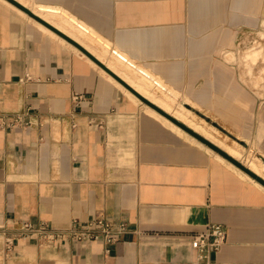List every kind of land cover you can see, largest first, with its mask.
Segmentation results:
<instances>
[{
    "label": "crops",
    "instance_id": "0c3cea01",
    "mask_svg": "<svg viewBox=\"0 0 264 264\" xmlns=\"http://www.w3.org/2000/svg\"><path fill=\"white\" fill-rule=\"evenodd\" d=\"M17 1L87 26L210 112L261 168L158 120L73 43L0 0V264H196L194 236L211 223L227 229L211 264H264V97L229 58L262 25L264 0ZM104 216L129 231L109 244L24 235L27 221L65 230Z\"/></svg>",
    "mask_w": 264,
    "mask_h": 264
},
{
    "label": "bare ground",
    "instance_id": "6f19581e",
    "mask_svg": "<svg viewBox=\"0 0 264 264\" xmlns=\"http://www.w3.org/2000/svg\"><path fill=\"white\" fill-rule=\"evenodd\" d=\"M33 9L36 12V14H38L40 17L44 18L45 20H47L48 22H50L54 26H56V25L59 26V28L64 30L68 35H70L75 40H77L82 45H84L95 56L100 58L101 61H104L109 68H112L114 72H117L118 74H120V77L122 76L128 84H130L133 88H135L138 92H140L145 97L150 98L151 100L155 99V100L159 101L160 103H162L163 106H166L167 108L173 107L175 105V102H177V99H178L177 92L172 91V90L167 91L168 87L166 88L163 85L161 80L154 78L152 76V74L148 71L145 74L138 73L133 67H131L128 63L125 62L126 60L124 61V58H122L119 54L113 52V50L110 47V44L108 42H107V44L104 43L103 39L100 36L95 34L94 31L90 30L84 24H82L78 21H74L70 17L56 13V8H50V7H45V6H38V7L36 6ZM44 26H46V25H44ZM46 27L49 28L48 26H46ZM50 30H52V29H50ZM54 33H56V32H54ZM99 46H101L102 49ZM254 54L255 55H253V56L256 59V57L260 53L255 52ZM122 56H124V55H122ZM148 74H150L153 78L149 77ZM114 78H116V77H114ZM119 82H117L119 84V86H121L124 90H126V92L133 99H135L137 101L140 99V97L138 95H136L132 90H130L126 85H124L122 82H120L121 83L120 84ZM156 88H160V90H162L163 94L162 95L157 94V91H155ZM176 113H177L176 116L179 120L183 121L188 126L193 128L194 130H196L200 134L204 135L206 138H208L212 142H214V143L218 142L216 144H219V146L225 148L230 154H232L236 157L243 156L244 152L241 150L240 147L229 146V145L225 144L223 141L218 140L216 138V136H214L213 133H211L212 129L206 128L204 125H202L200 122H198L195 119V117L191 116L192 112L190 109H188V110L179 109L178 112H176ZM210 128H212V127H210ZM245 161L249 164V166H251L255 169L261 168L260 164L256 161V159L252 158L251 156L246 157Z\"/></svg>",
    "mask_w": 264,
    "mask_h": 264
},
{
    "label": "rangeland",
    "instance_id": "374dc122",
    "mask_svg": "<svg viewBox=\"0 0 264 264\" xmlns=\"http://www.w3.org/2000/svg\"><path fill=\"white\" fill-rule=\"evenodd\" d=\"M23 1L27 2V0H23ZM261 24L262 25L259 26V28L257 30H252V31H249L247 33L245 32V34H243L239 38L238 45L235 49V52H233L232 55L229 56V58H231L232 61L236 64V66L240 69V71L242 72V74L244 76V79L248 82V84H250V86L253 87L254 90H257L262 97H264V18H263V22ZM53 31L56 32L55 30H53ZM54 34H55L54 36H56V33H54ZM99 47L101 48V46H99ZM255 52L260 53L256 57V59L253 56V55H255L254 54ZM104 74H106L107 76L110 77V75L108 73H104ZM162 83L166 88L168 87L166 84H164L163 81H162ZM170 90H171V88L168 87L167 91H170ZM155 91H157V94H159V95L163 94L162 90H160V88H156ZM177 94H178L177 102H175V105L173 107H170V108L163 106L162 103L155 100L154 98H153L154 100H151L150 98H148L152 102V104L147 103L142 98H140L138 100V102L143 103L146 110L150 114L155 116L158 120H160L166 124H170L171 126H173L174 128H176L180 131L184 130L183 132H188V131L185 130L180 125H178L173 120V117L178 119L176 116L177 115L176 112H178L179 109H185V110L190 109L192 112L191 116L195 117V119L198 122H200L202 125H204L206 128L212 129L211 133H213V135L216 136V138L218 140L223 141L225 144H227L229 146L240 147L241 150L244 152L243 156L239 157L241 160L245 161L246 157H249V156L252 157V154L250 152L246 153V150L243 149V146L241 145L240 142H237L232 137H229L226 134V132L223 131L218 126V124L215 122L217 120H215L213 118V116L210 112L205 111V110H199L196 107L197 106L196 103L190 101L188 98L183 97L179 93H177ZM210 127H212V128H210ZM188 133L191 134L190 132H188ZM216 143H218V142H216Z\"/></svg>",
    "mask_w": 264,
    "mask_h": 264
},
{
    "label": "built area",
    "instance_id": "2783aa9c",
    "mask_svg": "<svg viewBox=\"0 0 264 264\" xmlns=\"http://www.w3.org/2000/svg\"><path fill=\"white\" fill-rule=\"evenodd\" d=\"M77 99L82 96L78 95ZM24 235H35L40 240L57 242L62 239H74L82 242L103 241L114 243L129 231L128 223L122 220L108 218L106 216L89 219L85 224H81L78 219H74L68 229L61 230L50 226L47 222L39 225L27 221L23 224ZM227 240V229L223 224L211 223L207 229L194 236L192 246L198 251L196 264H211V254L218 251ZM8 250L13 249V241L7 239Z\"/></svg>",
    "mask_w": 264,
    "mask_h": 264
},
{
    "label": "water",
    "instance_id": "95a60500",
    "mask_svg": "<svg viewBox=\"0 0 264 264\" xmlns=\"http://www.w3.org/2000/svg\"><path fill=\"white\" fill-rule=\"evenodd\" d=\"M12 1L14 4L18 5L20 8H22L25 12H27L28 14H30L31 16L35 17L36 19H38L41 23H43L44 25L48 26L50 29L55 30L57 33H59L61 36H63L64 38H66L67 40H69L71 43H73L77 48H79L82 52H84L86 55H88L92 60H94L96 63H98V65L102 66L106 71H108V73L112 74L114 77H116L120 82H122L124 85H126L130 90H132L136 95H138L140 98H142L143 100H145L147 103H151L152 102L145 97L144 95H142L140 92H138L135 88H133L130 84H128L122 77H120L116 72H114L111 68H109L103 61H101L97 56H95L90 50H88L84 45H82L80 42H78L77 40H75L74 38H72L71 36L67 35L66 33H64L63 31L59 30L58 28H56V26H54L53 24H51L50 22H48L47 20H45L44 18L40 17L38 14H36L34 11H32L30 8L26 7L25 5H23L22 3H20L17 0H10ZM117 54H119L122 58H124L125 60H128L125 56H122L123 54L118 53L117 51H115ZM128 62L131 63V61L128 60ZM133 63V62H132ZM173 120L180 125L181 127H183L185 130H187L188 132H190L193 136H195L196 138L200 139L201 141H203L204 143H206L207 145H209L210 147L214 148L215 150H217L218 152L222 153L223 155H225L226 157L232 159L234 162H236L238 165H240L236 160H234L230 154H228L226 151H224L221 147H219L218 145H216L214 142H212L211 140H209L208 138H206L204 135L200 134L199 132H197L196 130H194L193 128H191L190 126H188L186 123L176 119L173 117ZM242 166V165H240Z\"/></svg>",
    "mask_w": 264,
    "mask_h": 264
}]
</instances>
